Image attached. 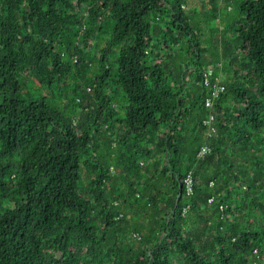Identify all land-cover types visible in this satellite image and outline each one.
Here are the masks:
<instances>
[{
    "label": "trees",
    "instance_id": "trees-1",
    "mask_svg": "<svg viewBox=\"0 0 264 264\" xmlns=\"http://www.w3.org/2000/svg\"><path fill=\"white\" fill-rule=\"evenodd\" d=\"M188 1L0 0V264H264V0Z\"/></svg>",
    "mask_w": 264,
    "mask_h": 264
},
{
    "label": "rangeland",
    "instance_id": "rangeland-1",
    "mask_svg": "<svg viewBox=\"0 0 264 264\" xmlns=\"http://www.w3.org/2000/svg\"><path fill=\"white\" fill-rule=\"evenodd\" d=\"M217 2L219 3V7H221L220 10H222V9L224 10L225 0H217ZM231 4L232 5L229 8V10H230L229 12L234 16L238 15L239 14L238 3L235 0H233ZM186 6L188 8L187 9L188 12L190 14H192L193 24H196V23L199 24L198 27L201 29L200 30V38L202 41H204L205 46L208 47V53H211L212 51H214V44H215V32L212 28L215 26H218L220 23L219 19H211V20L206 21L207 12L213 8V0H189L188 3H186ZM217 34H219V33H217ZM103 43H104L103 41L99 42L100 45H103ZM90 52H92V51H90ZM180 57H183L184 59H186V61L190 60V56H188L187 53H185L184 56L180 55ZM220 75L222 78H225V76H226L224 72L221 73ZM81 80L83 82H87L86 79H84V78H82ZM119 168L120 167L116 163L113 170L115 171L114 173L117 174L118 176L120 175ZM246 194L250 196L252 193L247 192ZM134 207H136V206H134ZM138 211H139V208L138 209L135 208V212H138ZM142 212H144V211H142Z\"/></svg>",
    "mask_w": 264,
    "mask_h": 264
},
{
    "label": "built area",
    "instance_id": "built-area-1",
    "mask_svg": "<svg viewBox=\"0 0 264 264\" xmlns=\"http://www.w3.org/2000/svg\"><path fill=\"white\" fill-rule=\"evenodd\" d=\"M212 76L214 79H212ZM203 82L207 87L208 95L206 96L205 102L208 108H213L215 104V100H217L221 93L225 90V85L222 83L221 75H215L214 68L206 67L203 75ZM216 117L215 113L211 112L206 118H204L203 123L208 128L209 133H213L216 131V125L214 124ZM211 146L205 144L199 151V156H204L207 153L211 152ZM184 188L187 195L194 194L195 191V180L193 173L190 171L184 177ZM211 185H214V181L211 182ZM215 200V196H211L209 198V202H213ZM117 203V201H115ZM223 209V204L220 205ZM187 210V209H186ZM135 236L141 237L138 232L134 233Z\"/></svg>",
    "mask_w": 264,
    "mask_h": 264
},
{
    "label": "clouds",
    "instance_id": "clouds-1",
    "mask_svg": "<svg viewBox=\"0 0 264 264\" xmlns=\"http://www.w3.org/2000/svg\"><path fill=\"white\" fill-rule=\"evenodd\" d=\"M136 233V232H135Z\"/></svg>",
    "mask_w": 264,
    "mask_h": 264
}]
</instances>
